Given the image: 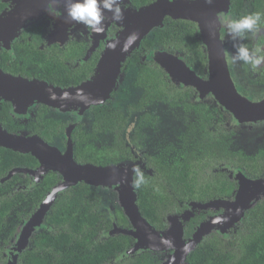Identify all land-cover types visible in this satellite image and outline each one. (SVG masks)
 Segmentation results:
<instances>
[{"label": "trees", "instance_id": "trees-1", "mask_svg": "<svg viewBox=\"0 0 264 264\" xmlns=\"http://www.w3.org/2000/svg\"><path fill=\"white\" fill-rule=\"evenodd\" d=\"M156 1L130 0V9L138 11ZM249 3L256 9L263 4L261 0ZM238 5L239 0H231L229 13H233ZM3 7L0 2V9ZM163 25L162 29H153L140 47L126 58L121 74L123 77L124 73L127 75L134 89L144 90L147 100L169 101L176 105L179 96L187 97L188 89L180 90L170 85L165 70L149 58L150 54L164 50L180 55L187 68L202 74L208 64L207 51L195 22L167 17ZM70 49L73 57L85 54L83 45L72 43ZM98 59L99 54L94 53L86 61V66L68 74L62 61L54 69L46 66L44 72L50 75L46 74L43 81L47 78L49 82L44 83L62 89L76 88L94 77ZM71 81L76 82L71 85ZM164 96H168L167 99ZM115 97L126 99L118 91L110 95L111 99ZM109 100L103 106H92L86 114L88 125L80 124L70 135L77 164L96 167L138 165L135 161L137 153L133 151L136 150L134 145L138 147V137L131 133V138L127 135L131 129L128 122L131 110L124 114ZM11 105L5 101V109L0 112V127L8 134L37 136L50 146L66 142L64 132L69 122L63 123L53 117L50 114L53 108L37 104L35 107L39 111L22 123L12 114ZM141 119L145 124H152L155 118L144 114ZM212 126L210 119L203 125L202 139L207 145L200 153L190 154L185 160L171 164L163 162L162 156H147L144 160L145 183L135 190L136 205L141 217L157 233H165L169 229V218L178 217L183 240H190L211 215L209 211L193 209V205L233 202L239 185L232 170H247V174L254 178L263 172V152L250 158L251 162L236 152H230L223 140L226 135L221 131L216 133ZM38 166V160L32 155L0 147V264H8V250L22 227L37 212L51 189L62 181L59 174L52 172L43 175L32 189L21 188L29 183L28 177L21 175L23 173L3 181L13 170H34ZM133 166L129 169L132 170ZM21 179H26V183H21ZM108 192L101 193L87 184H79L58 193L43 224L32 235L16 264H163L165 256L159 252L148 250L129 254L135 244L132 237L109 235L115 228L131 230L132 226L118 205L113 209L107 207ZM260 199L246 210L242 220L229 230L228 235L207 234L187 256L185 264H264V200Z\"/></svg>", "mask_w": 264, "mask_h": 264}, {"label": "water", "instance_id": "water-1", "mask_svg": "<svg viewBox=\"0 0 264 264\" xmlns=\"http://www.w3.org/2000/svg\"><path fill=\"white\" fill-rule=\"evenodd\" d=\"M10 1L12 4L17 3V7L4 16H0V40L5 44L14 41L28 21L36 19L42 11L50 10L60 0ZM230 1L213 0V3L208 4L204 0H157L138 11L124 10L122 23L114 22L122 30L106 42L107 44L119 40L120 45L115 51H110L105 47L96 73L91 80L76 88L62 89L38 81L30 82L22 78H15L0 72V97L12 103L14 116L24 114L25 110L32 105L43 104L61 112L72 109L80 110V119L85 110L92 106H103L109 100L111 93L123 79L121 68L126 58L140 47L141 42L153 29H162L165 18L169 17L197 24L202 45L208 51L207 71L213 72L214 74H210L216 79L206 84L186 67L178 55L158 50L150 58L165 70L169 80L177 85H191L196 88L208 86L213 87L214 91L216 88L219 95L228 94V98L222 97V100L219 97V99L226 109L234 113L237 121L251 123L262 121L264 119V101L256 103L242 98L229 79V70L219 40L220 33L215 22L218 13L229 14ZM106 16L110 18L111 14L107 13ZM6 21H11L8 28L4 25ZM131 33L138 34V39L127 52L122 53L120 48ZM103 34L98 35L97 38L103 37ZM74 125H71L66 131L68 142L64 153L56 147L46 144L37 136H15L8 134L0 127V147L24 155L30 154L39 162V167L35 171L13 170L3 181L20 173L33 178L32 186L49 172L57 173L62 178V181L51 189L37 212L22 227L17 240L8 250V264H16L18 256L29 245L32 235L43 224L58 193L79 184L116 192L119 207L131 223L132 229L119 230L115 228L110 235L124 234L132 237L135 240V245L128 252L129 254L148 250L159 253L172 252L164 264H184L187 256L194 251L207 234L217 226L223 234L227 233L230 228L242 220L246 210L264 195V179L251 181L243 173H235L239 187L233 202L215 201L206 205L195 204L192 206L193 209L200 210L218 211L221 208L224 213L204 223L190 242L183 240L182 224L178 217L169 218V229L165 233L159 234L140 215L136 205V192L131 187L134 180L132 170L123 165L96 167L89 164L80 165L75 162L70 140V132ZM185 218L186 215L183 216V219ZM218 218L220 219L218 220ZM167 246L170 249H165Z\"/></svg>", "mask_w": 264, "mask_h": 264}, {"label": "flooded vegetation", "instance_id": "flooded-vegetation-1", "mask_svg": "<svg viewBox=\"0 0 264 264\" xmlns=\"http://www.w3.org/2000/svg\"><path fill=\"white\" fill-rule=\"evenodd\" d=\"M249 1L255 2L256 0H243V3L239 0V5L236 7L235 11L227 14V16L238 18L241 14L252 12L264 13V0H261V3L263 4L259 9H256L255 7L252 8V6L249 5ZM0 2L4 5V7L0 9V16H4L6 13L13 10L14 6L10 0H0ZM121 7L123 10L130 9V0H124ZM53 9L55 10L54 12L52 11ZM106 14L107 13H105V15ZM121 30L122 28L118 27L109 18L105 22V32L103 37L97 38L98 35L92 34L91 31L86 30L83 25L69 21L65 11V0H60L57 4L52 6L50 10L42 11L36 19L28 21L24 28L18 33V36L14 41H9L5 44L4 41L0 40V72L30 82L38 81L44 83L48 80L46 78V80L43 81V77L46 76V74L50 75L49 72L46 74L44 72L47 71L46 66H50L54 69L58 66L57 64L59 61L63 62L66 74L78 67L86 66V61L94 53L99 54V59L97 61L98 65V62L104 53L106 42L111 40L114 35ZM261 35L264 37V33ZM199 38L201 39L200 33ZM219 40L221 43L224 42L222 34ZM72 43L77 46L83 45L85 47L84 56H71L72 50L70 47ZM243 43L248 44L250 48L253 47V45L258 46L261 49V54H264V38L255 41L245 40ZM230 45L231 46L227 45V51L228 53H233L234 49L232 42ZM154 52H152L150 56ZM178 56L181 58L180 55ZM42 58L44 59L41 60ZM225 61L229 69V79L231 80L232 78L233 82L232 80L231 82L234 84L237 93L248 101L256 103L264 101V66L260 69L253 70L250 66L243 65L242 63L233 64L227 59ZM207 65L202 74L196 73L189 68L199 80L206 84L216 80L215 77L211 76V74L214 73L207 71ZM234 68H240V70L234 73ZM230 72L232 77L230 76ZM166 80L176 89H188V92L186 91L187 97L183 98L179 96V100H177L178 104L176 105L170 104L169 101L167 103L163 101L147 100V96L144 93L145 91L134 89L135 87L130 83V79L127 78V75L125 76L124 73L123 79L117 84V88L114 89L113 92L118 91L120 96L125 95L126 99H117V97L110 98L112 103L117 104L115 107L117 110L124 112V114H126L125 112H127V110H131L130 118L124 116L125 118H128V122L130 121L129 126L131 127V129L129 128L127 135L131 138V133L132 136L138 137L137 145L139 148L134 145L133 147L136 150L133 151H136L137 153V155H135V158H137L135 161L142 171H145L146 163L144 160H146L147 156H162L163 162L171 164L176 161L185 160L190 154L200 153L204 146L207 145V142H204L202 139V133H204L203 125L207 119L212 121V130L216 133L221 131L226 135V137H223V140L227 143L230 152H236L240 156L245 157L248 161L251 160L250 158L258 156L260 152H263L264 154V119L256 124H248L237 120L235 122L234 113L229 109H226L219 99V97L221 99L222 97L228 98V94L219 95V91L217 92L216 88L214 91L213 87L208 86L196 88L191 85H177L169 80L167 73ZM241 81L242 83H245L244 87L240 86L239 83ZM74 82L76 81H71L70 84L73 85ZM251 90H253V92ZM167 97L164 96L165 99H167ZM5 101L7 100L0 97V112L5 109L3 107ZM53 109L50 112L53 117L62 120L63 123L66 121L69 122L65 127L64 132V140L66 142L64 144L60 142L51 144L52 147H56L64 153L68 142L66 136L67 129L75 124L70 132L71 135L75 128L80 124L88 125L89 119L86 117V114L89 112V109L82 113L80 119L79 115H75L73 112H61L57 109ZM37 111H39L37 107L32 105L25 110L24 114L18 115L17 117L23 123ZM144 114H148L155 118L152 120V124H145V121H142L141 116ZM166 116L168 117L166 118ZM120 119L122 120L123 118ZM166 120H170L168 124ZM166 126L167 129L165 134L161 133V128H165ZM151 132H154L155 134L151 139L153 149L152 151L147 152L142 144V140ZM123 166H128L127 168H129L133 165L128 163ZM36 169L32 171H35ZM240 172L251 181L264 179V170L257 178L248 175L247 170L244 169L232 170V176L235 177V173ZM21 175L26 174L23 173ZM26 177H28L29 183L24 184L21 188L32 189L39 183L38 182L32 186L33 178L28 175H26ZM25 181L26 179H21V183H26ZM260 200H264V195H262ZM204 211H209L208 213L211 212V215L208 216V220H211L216 216H221L224 213V210L221 208L218 211L211 209ZM229 230L225 234H223L221 230L220 232L216 230L211 233L218 232L217 234L226 236L228 235ZM192 238L185 242H190ZM161 254L165 256L163 262L166 263L170 255H172V252H168V254L164 252Z\"/></svg>", "mask_w": 264, "mask_h": 264}, {"label": "clouds", "instance_id": "clouds-1", "mask_svg": "<svg viewBox=\"0 0 264 264\" xmlns=\"http://www.w3.org/2000/svg\"><path fill=\"white\" fill-rule=\"evenodd\" d=\"M123 2L124 0H65V11L70 22L83 25L92 34L102 35L105 32V22L109 19L105 13L111 14L110 19L113 22L122 23L124 20V10L121 7ZM204 2L211 4L213 0H204ZM216 20L224 35L232 42L234 52L224 53L230 63H242L253 70L264 66V54H261V49L256 45L250 48L248 44L243 43L245 40L255 41L264 38L261 35L264 33V13L241 14L238 18L218 13ZM137 39L138 34H129L120 48L121 52H127ZM119 45V40H114L108 42L106 48L115 51ZM132 172L135 179L131 187L138 190L145 183V174L138 165L133 166Z\"/></svg>", "mask_w": 264, "mask_h": 264}, {"label": "rangeland", "instance_id": "rangeland-1", "mask_svg": "<svg viewBox=\"0 0 264 264\" xmlns=\"http://www.w3.org/2000/svg\"><path fill=\"white\" fill-rule=\"evenodd\" d=\"M215 25H216V28H217V30H219V33H220V36H221V34L223 35V43H221V46H222V49H223V52L225 53V51H227V45L228 46H231L230 45V43H231V41L228 39V37L226 36V35H224V32L222 31V29H221V27H220V25L217 23V20H216V22H215ZM226 48V49H225ZM228 52V51H227ZM225 57V56H224ZM225 60H226V58H225ZM226 62V61H225ZM227 65V64H226ZM229 70V69H228ZM238 70H240V68H234V73L236 72V71H238ZM230 76H231V72H230ZM232 77V76H231ZM231 80H232V78H231ZM232 82H233V80H232ZM240 84V86H242V87H244L245 86V83H242V81L239 83ZM125 87V86H124ZM127 89V88H126ZM125 90V89H124ZM252 92H253V90H251ZM252 102V101H251ZM113 104V103H112ZM117 104L115 103V106H116ZM67 112H73L75 115H79V113H80V110H78V111H75V110H69V111H67ZM168 116H166V118H167ZM165 118V119H166ZM80 121V120H79ZM167 121V124L169 123V121L170 120H166ZM234 121L236 122V118L234 117ZM260 122V121H259ZM76 123H78V122H76ZM245 123H248V124H256V123H251V122H245ZM258 123V122H257ZM166 124V125H167ZM166 129H167V126L165 127V128H161V133H164L165 134V131H166ZM155 134H154V132H151L149 135H146V137H144L143 138V140H142V144H143V146H144V148L146 149V151L148 152V151H152V138H153V136H154ZM67 139H68V137H67ZM97 189V188H96ZM99 191H101V193H105V190H103V189H98ZM107 191H109L108 193H106L107 194V199H108V202H109V204H108V208H111V209H113L116 205H118L119 206V204H118V195H117V193L116 192H114L113 190H107ZM109 214V216H111V212L110 213H108ZM218 231V232H220V229L218 228V227H216L214 230H213V232L214 231ZM217 232V233H218Z\"/></svg>", "mask_w": 264, "mask_h": 264}, {"label": "bare ground", "instance_id": "bare-ground-1", "mask_svg": "<svg viewBox=\"0 0 264 264\" xmlns=\"http://www.w3.org/2000/svg\"><path fill=\"white\" fill-rule=\"evenodd\" d=\"M13 6H14L13 9H15V8L17 7V3H15V4L13 3ZM11 11H12V10H11ZM10 22H11V21H10ZM10 22L6 21V23L4 24V25H6V28L9 27L8 25L10 24ZM163 248H165V247H163ZM165 249H170V247L167 246Z\"/></svg>", "mask_w": 264, "mask_h": 264}]
</instances>
